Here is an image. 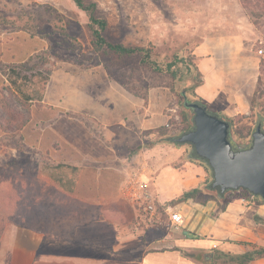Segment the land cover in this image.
<instances>
[{
	"label": "rangeland",
	"instance_id": "1",
	"mask_svg": "<svg viewBox=\"0 0 264 264\" xmlns=\"http://www.w3.org/2000/svg\"><path fill=\"white\" fill-rule=\"evenodd\" d=\"M95 1L108 21L106 38L149 48L162 69L95 53L88 15L73 0H0V220H18L32 208L46 213L47 200L61 198L49 176L59 162L120 163L123 185L147 179L150 166L155 175L156 154L146 150L160 135L152 131L182 133V93L196 98L188 78L198 62L194 49L206 40L221 41L219 54L232 48L233 89L253 106L227 117L234 141L250 142L257 121L264 124V58L257 54L264 45V0ZM9 68L46 75L43 99L23 97ZM172 143L190 155V145ZM112 169L101 170L100 182L116 180ZM97 170L84 172L83 185L97 181Z\"/></svg>",
	"mask_w": 264,
	"mask_h": 264
},
{
	"label": "crops",
	"instance_id": "2",
	"mask_svg": "<svg viewBox=\"0 0 264 264\" xmlns=\"http://www.w3.org/2000/svg\"><path fill=\"white\" fill-rule=\"evenodd\" d=\"M220 48L221 41L206 40L194 49L204 78L196 96L225 118L248 113L253 107L248 95L232 86V48L223 47L219 54ZM172 145L163 142L147 148L156 154V172L152 175L150 166L146 178L163 208L182 213V230H171L164 222L156 229L147 222L142 203L131 197L141 177L123 185L119 173L126 169L120 163L116 168L70 163L80 168L74 190L56 181L61 198L47 200L46 213L32 208L30 215L8 222L0 235V264H205L209 252L212 264H264V257L234 261L253 248H264V223L255 220L256 216L264 220V203L239 192H229L226 198L202 192L204 202L188 198L209 173L204 163ZM89 167L98 168L97 181L83 185ZM102 169H112L116 180L100 182Z\"/></svg>",
	"mask_w": 264,
	"mask_h": 264
},
{
	"label": "water",
	"instance_id": "3",
	"mask_svg": "<svg viewBox=\"0 0 264 264\" xmlns=\"http://www.w3.org/2000/svg\"><path fill=\"white\" fill-rule=\"evenodd\" d=\"M185 105L192 110L193 125L170 139L178 145H190L193 157L209 167V187L221 197L245 190L264 199L263 120L257 121L250 142L240 147L232 137L229 119L198 100H186ZM212 255L206 254L205 264H212Z\"/></svg>",
	"mask_w": 264,
	"mask_h": 264
},
{
	"label": "trees",
	"instance_id": "4",
	"mask_svg": "<svg viewBox=\"0 0 264 264\" xmlns=\"http://www.w3.org/2000/svg\"><path fill=\"white\" fill-rule=\"evenodd\" d=\"M73 1L77 4V6L80 9L85 11L88 15L89 18L88 26L92 32V36H93L92 47L95 53L100 54L103 57H109L111 60H115L117 62H120L127 58L141 59V63L144 65H147L151 68L162 69L152 59V51L149 48L143 46H137V45H125L121 42H112L106 38L105 31L108 28V21L106 17L99 14L98 3L95 0H73ZM174 64H175L174 62L168 63L167 70H172ZM8 77L11 85L16 87L17 91L21 93L23 97H26L27 99H36L38 101L43 99L45 94L44 82L48 77L44 75L42 72L37 71L36 74L31 73L30 75H27V74H21L17 68H9ZM33 77H35L36 79L34 80ZM188 80H189L190 88L193 90V93L196 96L195 89L198 86L202 85L204 82L203 74L199 71L197 65L195 66V73L191 77H189ZM182 98H184V102L182 103L183 104L182 120L183 122H185L186 125L183 127V129H181V132H184L190 129L193 125L192 110L185 105V101L198 100L202 103L205 102L197 96L195 99L190 98L187 90L183 91ZM229 120L232 122L231 119ZM152 132H158V134L160 135V139L151 143L150 146H153L159 141L172 143L170 138L175 135L166 132L164 129L163 131H161V129H156V131L154 130ZM248 143L249 142L246 143L239 142L237 144L238 146L243 147L246 146ZM188 157L194 160H198L193 157L192 153H190ZM204 165L206 166L209 173L208 178L201 185V187L188 192L186 196L188 198H193L194 200H201V202L205 201V197L201 196L202 192L212 193L214 196L218 198L228 197V195L221 197L220 195H218V193L215 190H212L209 187V183L212 179V175L209 167L205 163ZM79 170L80 168L78 166L59 162L50 168L49 176L55 181H57L62 187H65L66 189L73 191L75 188V183L79 174ZM237 192L239 193L241 192V194L244 195L249 193L245 190H238L234 193ZM255 198L259 202L264 203V199L260 197H255ZM6 217L10 218L9 216ZM255 220L257 222L264 223V220L261 219L259 216H256ZM8 222L15 223L17 222V220H10V219L6 220L5 216L2 217V220H0V235L3 232V229ZM258 257H264V248H260L255 251L244 253L242 256L235 258V260L234 259L233 260L240 263H246Z\"/></svg>",
	"mask_w": 264,
	"mask_h": 264
},
{
	"label": "built area",
	"instance_id": "5",
	"mask_svg": "<svg viewBox=\"0 0 264 264\" xmlns=\"http://www.w3.org/2000/svg\"><path fill=\"white\" fill-rule=\"evenodd\" d=\"M257 54L264 58V45L261 44L257 49ZM131 197L136 201L142 203V208L144 210L143 216L146 218L147 222L150 224H157L163 222V214L166 213L168 217V224L172 230L180 231L185 226V218L179 211L172 210L170 207L159 203L156 195L154 194L152 188L150 187L149 179L139 178L135 186L132 188ZM254 198L255 196L251 194Z\"/></svg>",
	"mask_w": 264,
	"mask_h": 264
}]
</instances>
